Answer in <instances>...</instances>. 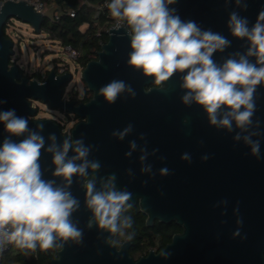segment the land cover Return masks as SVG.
<instances>
[{
    "label": "water",
    "instance_id": "95a60500",
    "mask_svg": "<svg viewBox=\"0 0 264 264\" xmlns=\"http://www.w3.org/2000/svg\"><path fill=\"white\" fill-rule=\"evenodd\" d=\"M247 8L237 7L235 0H175L169 7L184 21H195L202 29L211 30L232 41L224 53H215L221 62L235 51L243 52L244 41L233 37L227 27L229 15L237 11L246 17L251 27L258 14L264 11V0H245ZM25 0H6L0 9V111L14 109L24 117L31 129L44 125L43 135L55 133L58 142L64 137L84 138L92 145L89 159L98 160L101 168L93 175L100 181L113 173L116 187L127 189L131 203L139 205L147 215L146 223L153 226L176 222L182 231L175 233L162 249H150L134 259L130 254L133 239L119 240L114 246L107 242L108 233L96 227L87 228L91 213L86 209L82 183L92 178H74L71 191L80 201V209L73 215L74 222L83 230L80 243L66 242L58 247L51 264H264V86L256 93L254 123L259 121L260 158L250 154L243 141H234L235 131L229 133L208 123L206 114L195 104L185 106L180 89V77L174 75L161 89L160 85L128 66L130 38L126 26L110 27L108 41L102 44L97 58L90 60L80 72V78L92 92L86 101L66 100L63 86L72 78V71L59 74L58 63L49 70L43 81L31 78L18 63L11 64L14 55L12 37L4 33V25L16 17L31 25L37 33L45 19L44 13L33 9ZM123 80L136 92L135 98L121 95L109 104L98 95V90L112 81ZM35 101L48 103L50 109L64 110L81 118L64 133L60 124L50 117H36ZM187 119L188 123H184ZM133 125L131 134L123 141L111 133ZM145 135V140L139 136ZM8 136L0 123V144ZM23 137H12L19 142ZM139 146L146 143L152 165V174L141 172L139 148L126 157L129 142ZM47 146V144H46ZM189 153L191 163L181 160ZM208 155L207 161L201 157ZM163 157L164 159H161ZM42 170L45 179H51V156L42 153ZM167 167L169 175L159 170ZM131 169L132 175L128 170ZM145 181L147 183H145ZM59 183V181H57ZM227 204H221V201ZM238 208V212L234 210ZM242 220V225L237 220ZM239 228L240 236L233 233ZM170 253V257L163 253Z\"/></svg>",
    "mask_w": 264,
    "mask_h": 264
},
{
    "label": "clouds",
    "instance_id": "9594fccd",
    "mask_svg": "<svg viewBox=\"0 0 264 264\" xmlns=\"http://www.w3.org/2000/svg\"><path fill=\"white\" fill-rule=\"evenodd\" d=\"M174 3L175 0H110L107 7L111 16L130 28L126 32L130 38L128 66L151 78L161 89L174 75H179L184 93L181 102L201 108L211 126L229 133L235 131L234 141L242 140L250 148V154L259 159L260 141L253 137L261 135L260 123H254L253 117L257 90L264 86V11L251 27L248 19L237 11L230 13L227 27L233 37L245 42L242 45L245 50L232 52L217 62L214 54L224 53L232 41L220 33L202 29L195 21L182 20L176 9L169 7ZM235 4L247 8L245 0H235ZM123 94L136 96L131 85L123 80L113 79L98 90V95L109 104ZM0 123L8 133L0 144V250L5 244L34 251L37 246L49 249L62 248L68 241L80 243L83 230L73 220L80 201L71 186L74 178L90 174L92 178L82 183L84 204L91 213L87 228L107 232L111 246L119 243L118 237L127 241L134 238V232L129 231L134 221L128 214L133 207V194L116 187L114 173L97 187L93 174L100 170L101 164L89 159L93 146L86 145L83 136L64 137L58 142L56 134L51 133L46 141L42 134L44 125L40 123L31 129L28 120L17 116L14 109L0 111ZM184 123H188L187 119ZM132 131L133 125L128 124L111 135L123 141ZM12 137L23 138L17 142ZM139 139L145 140V135L141 134ZM138 148L141 172L152 174V165L146 161L159 150L149 153L146 143L139 146L132 140L125 156L131 157ZM42 153L51 156V179L44 178ZM201 159L207 161L209 156ZM181 160L191 163L190 154H182ZM128 173L132 175L131 169ZM159 174L166 176L170 171L164 167ZM220 203L226 205L227 201ZM234 211L238 212V208ZM242 223L237 220L238 225ZM233 235L240 236L239 228ZM170 255L163 253L167 258Z\"/></svg>",
    "mask_w": 264,
    "mask_h": 264
},
{
    "label": "trees",
    "instance_id": "16d2710c",
    "mask_svg": "<svg viewBox=\"0 0 264 264\" xmlns=\"http://www.w3.org/2000/svg\"><path fill=\"white\" fill-rule=\"evenodd\" d=\"M56 4L58 10L64 11L65 8L76 9L77 13L75 17H70L66 13H62L59 19L52 20L46 17L41 26V32L48 35V38L55 41H60L64 46L71 45L72 47L81 51V56L76 59L78 66L84 68L85 65L92 59L97 58V52L101 48L99 44V36L96 35V31L99 28L94 24V8L84 3V0H52ZM91 2H97L99 0H90ZM85 23H89L90 26L83 31L81 26ZM11 22L8 21L4 25V33L6 36H10L7 32ZM108 35L104 34L103 40L108 41ZM17 61L12 60L11 64ZM59 67V66H58ZM57 67V71H58ZM25 72V70H23ZM49 70L43 72L42 70H36L29 74L31 78H36L43 81L47 76ZM66 85L63 86L65 90ZM86 93H90L88 89ZM74 98L79 101L78 94ZM85 96L82 100L86 101L91 98ZM40 108L37 107V111ZM77 120H80L78 118ZM60 124V123H59ZM61 129L63 125L60 124ZM128 214L133 217V227L130 232H134L133 244L130 248V254L134 259L140 258L142 255L147 254L150 249H162L172 236L182 231V227L176 222L161 223L156 222L154 226L150 227L146 224V215L138 206H133ZM124 237H119L123 239ZM58 247L49 249H42L37 246L36 250L19 248L12 244V246L4 253L0 264H51L52 258L57 256Z\"/></svg>",
    "mask_w": 264,
    "mask_h": 264
},
{
    "label": "rangeland",
    "instance_id": "374dc122",
    "mask_svg": "<svg viewBox=\"0 0 264 264\" xmlns=\"http://www.w3.org/2000/svg\"><path fill=\"white\" fill-rule=\"evenodd\" d=\"M47 12L49 14L52 10L49 9ZM9 20L11 24L7 32L15 42L12 60L17 61L16 63L30 74L36 70L46 72L54 66V63L68 65L73 73V78L66 84V93H74L78 94L79 97H85V84L80 78V72L76 71L79 64L76 59L68 55L65 46L58 40H51L44 32H35L27 22L16 17H11ZM37 104L40 109L36 112V117H50L54 120H56V117H63L61 110L50 109L42 101ZM63 118L66 119L67 117L64 116ZM77 122L75 117H68L63 122V128L68 131Z\"/></svg>",
    "mask_w": 264,
    "mask_h": 264
},
{
    "label": "built area",
    "instance_id": "2783aa9c",
    "mask_svg": "<svg viewBox=\"0 0 264 264\" xmlns=\"http://www.w3.org/2000/svg\"><path fill=\"white\" fill-rule=\"evenodd\" d=\"M6 0H0V9L3 5V2ZM14 1H19V0H14ZM28 4H33V9L36 11H40L44 13L45 18L49 17L52 20L54 19H59L60 15L62 13L68 14L70 17H75L77 10L76 9H71V8H65L64 11L58 10L56 8V4L52 0H25ZM84 3L88 4L92 8H94V18L93 22L94 24L98 25L99 28L96 31V35L99 36V44L102 46V44L105 43L103 40L104 34H107L108 37L110 35L109 29L110 27H115V29L118 28V26H126V22L124 21H118L117 19L113 18L110 14V11L107 7V5L110 3V0H99L97 2H91L90 0H84ZM49 9L52 10L51 13L48 14L47 11ZM82 26H85L84 28ZM81 26V29L85 31L90 24L85 23L84 25ZM129 28V27H128ZM130 29V28H129ZM65 50L67 51L68 55L73 58V59H78L81 56V51L79 49H76L72 47L71 45H66ZM59 66V67H58ZM58 73L63 74L65 72L71 71L70 67L66 64H60L58 63ZM79 70H81V67H77ZM28 73V72H26ZM30 74V73H28ZM12 246V244H5L3 246V249L0 250V261L2 260V257L4 253Z\"/></svg>",
    "mask_w": 264,
    "mask_h": 264
},
{
    "label": "flooded vegetation",
    "instance_id": "af4514ba",
    "mask_svg": "<svg viewBox=\"0 0 264 264\" xmlns=\"http://www.w3.org/2000/svg\"><path fill=\"white\" fill-rule=\"evenodd\" d=\"M85 88L87 89V87H86V85H85ZM90 95H92V92H90V93H86L85 92V96H90ZM75 96H77L76 94H74V93H66V90H63V98L64 99H66V100H74L75 98ZM78 98L80 99L79 101H83L82 99L84 98H82V97H79L78 96ZM76 100V99H75ZM78 101V102H79ZM39 101H35L34 103L36 104V106L37 107H39V105L37 104ZM46 105L48 106V103H46ZM61 113L63 114V117L65 116V117H75L76 119H78V118H80V117H78L77 115H75V114H71V113H68V112H66V111H64V110H61ZM58 118V117H56L55 119L57 120V122L58 123H60L61 125H63V122L64 121H66V119H64V118ZM80 120H81V118H80ZM77 121H79V120H77ZM72 128V127H71ZM71 128L67 131V130H65L64 128L62 129V131L64 132V133H69L70 132V130H71ZM133 206H138L139 207V205L137 204V205H133ZM140 208V207H139ZM141 210V209H140ZM144 213V212H143ZM146 215V214H145ZM146 218H147V215H146ZM156 222H159L158 220H156L155 222H154V224L156 223ZM147 224V223H146ZM154 224H153V226H154ZM150 227H152V226H150ZM123 239H125V238H123ZM123 239H119L120 241L121 240H123Z\"/></svg>",
    "mask_w": 264,
    "mask_h": 264
}]
</instances>
